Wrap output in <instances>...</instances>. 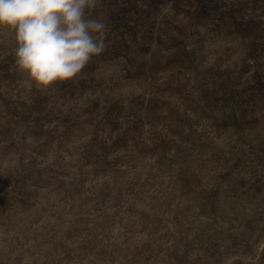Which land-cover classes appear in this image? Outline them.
Here are the masks:
<instances>
[{"label":"rangeland","instance_id":"obj_1","mask_svg":"<svg viewBox=\"0 0 264 264\" xmlns=\"http://www.w3.org/2000/svg\"><path fill=\"white\" fill-rule=\"evenodd\" d=\"M106 48L38 89L0 27V264H264V0H99Z\"/></svg>","mask_w":264,"mask_h":264},{"label":"clouds","instance_id":"obj_2","mask_svg":"<svg viewBox=\"0 0 264 264\" xmlns=\"http://www.w3.org/2000/svg\"><path fill=\"white\" fill-rule=\"evenodd\" d=\"M99 0H0V27L14 31L19 70L38 88L75 78L106 48Z\"/></svg>","mask_w":264,"mask_h":264}]
</instances>
